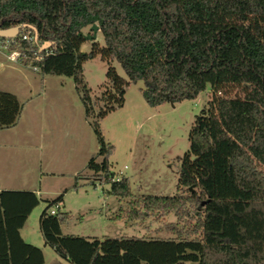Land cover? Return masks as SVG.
<instances>
[{"label":"trees","instance_id":"trees-1","mask_svg":"<svg viewBox=\"0 0 264 264\" xmlns=\"http://www.w3.org/2000/svg\"><path fill=\"white\" fill-rule=\"evenodd\" d=\"M94 23L103 45L93 41L82 53L81 30ZM23 24L32 28H22L9 51L42 74L73 78L99 144L81 172L108 183L114 196H131L130 183L115 181L101 158L107 149L98 120L123 104L126 87L142 80L150 106L211 88L189 130L176 192L139 196L124 211L131 221L173 212L182 223L168 226L175 235L61 234L69 214L59 208L60 194L38 218L44 245L71 264H264V0H0V28ZM96 54L108 67L92 99L82 64ZM21 112L17 97L0 90V129L14 126ZM38 203L33 190L0 189V264H44L42 249L20 235Z\"/></svg>","mask_w":264,"mask_h":264},{"label":"rangeland","instance_id":"rangeland-1","mask_svg":"<svg viewBox=\"0 0 264 264\" xmlns=\"http://www.w3.org/2000/svg\"><path fill=\"white\" fill-rule=\"evenodd\" d=\"M89 27L81 33L91 35ZM93 41L103 45L99 30L94 39L83 41L80 51L88 53ZM9 52L0 48V90L13 93L22 103V112L14 126L0 129V189L33 190L39 198L20 230L21 237L41 245L39 215L46 201L60 194V210L69 214L60 226L61 234L90 238L175 235L168 226L172 223L177 229L182 223H177L173 212H155L131 221L124 211L139 196H171L176 192L181 160L189 148L188 133L194 116L211 95L210 85L193 99L150 106L141 95L144 83L138 80L126 87L123 104L98 120L107 149L101 158L107 159L114 175L120 171L130 183L131 196L120 198L107 192L108 183L90 176L89 171L81 172L99 144L84 116L73 78L42 74L18 58L10 59ZM112 65L126 78L117 61ZM107 67L99 54L82 64L92 99L102 92ZM78 173L81 176L77 178ZM44 256L45 264H71L49 246H45Z\"/></svg>","mask_w":264,"mask_h":264},{"label":"water","instance_id":"water-1","mask_svg":"<svg viewBox=\"0 0 264 264\" xmlns=\"http://www.w3.org/2000/svg\"><path fill=\"white\" fill-rule=\"evenodd\" d=\"M22 28H32V27L28 24H23V25H15V26H12L9 28H4V29L0 28V38L11 39L14 36H16ZM89 28L92 31V34L91 35L82 34V36L84 39L92 40L96 37V32L98 30V26L94 23ZM49 45H50L49 42L43 43L40 46V50L45 49Z\"/></svg>","mask_w":264,"mask_h":264},{"label":"built area","instance_id":"built-area-1","mask_svg":"<svg viewBox=\"0 0 264 264\" xmlns=\"http://www.w3.org/2000/svg\"><path fill=\"white\" fill-rule=\"evenodd\" d=\"M10 40H12V38L11 39H5L4 41H3V46H2V48H8V46H9V43H10ZM1 41V40H0ZM17 56H18V53H17V51H10L9 52V54H8V57L10 58V59H12V60H16L17 59ZM35 68V67H34ZM113 179L115 180V181H121V180H123L124 179V175H123V173H121L120 171L119 172H117L114 176H113ZM56 209H57V205H55V206H53V207H50L49 208V212L50 213H55L56 212Z\"/></svg>","mask_w":264,"mask_h":264},{"label":"crops","instance_id":"crops-1","mask_svg":"<svg viewBox=\"0 0 264 264\" xmlns=\"http://www.w3.org/2000/svg\"><path fill=\"white\" fill-rule=\"evenodd\" d=\"M8 58V57H7ZM20 118H21V116H20ZM61 207V203L59 204V208ZM25 224V223H24ZM24 226V225H23ZM22 226V227H23ZM22 229V228H21ZM20 229V230H21ZM36 246H38V247H41V249H42V252H43V257H44V264H45V256H44V248H45V246L46 245H44V242H43V239H42V241H41V245L40 244H36Z\"/></svg>","mask_w":264,"mask_h":264}]
</instances>
